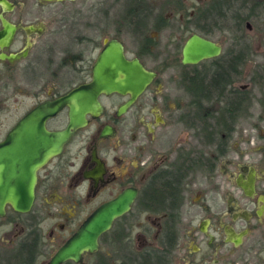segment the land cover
I'll return each mask as SVG.
<instances>
[{
  "label": "flooded vegetation",
  "instance_id": "obj_1",
  "mask_svg": "<svg viewBox=\"0 0 264 264\" xmlns=\"http://www.w3.org/2000/svg\"><path fill=\"white\" fill-rule=\"evenodd\" d=\"M5 2L0 15L13 30L0 53L18 57L0 60V111L17 74L30 87L17 90L28 103L0 142L33 107L88 82L105 39L154 76L130 103L128 93L98 95L100 109L36 169L30 208L4 203L0 264H50L98 206L124 192L134 193L128 210L96 249L59 264H264V144L235 146L249 139L240 120L254 126L251 110L264 103V0ZM191 34L218 54L182 63ZM67 113L45 128L62 130Z\"/></svg>",
  "mask_w": 264,
  "mask_h": 264
},
{
  "label": "water",
  "instance_id": "obj_2",
  "mask_svg": "<svg viewBox=\"0 0 264 264\" xmlns=\"http://www.w3.org/2000/svg\"><path fill=\"white\" fill-rule=\"evenodd\" d=\"M1 3L7 5L5 0H0ZM0 22L1 44L6 34H9L7 39L10 37L13 27L7 25L1 15ZM218 52L219 47L215 43L191 34L181 49V60L182 63L195 64L201 59L217 55ZM17 57L16 54L0 53V60H13ZM90 72L88 82L77 85L61 97L33 107L6 132L0 142V215L3 214L4 203H9L17 212H26L30 208L36 169L59 153L72 132L85 124L86 113L93 114L100 109L98 95L110 92L128 93L130 103L154 76L137 60L125 59L117 41L106 39ZM64 106L68 108L66 126L59 131H48L44 126L45 120ZM248 184L250 191L251 178ZM243 189L246 191L247 188L243 186ZM246 194L250 193L246 191ZM133 196V192H124L98 206L60 247L50 264H59L67 258L76 259L82 251L95 250L99 234L109 228L115 217L128 210Z\"/></svg>",
  "mask_w": 264,
  "mask_h": 264
},
{
  "label": "rangeland",
  "instance_id": "obj_3",
  "mask_svg": "<svg viewBox=\"0 0 264 264\" xmlns=\"http://www.w3.org/2000/svg\"><path fill=\"white\" fill-rule=\"evenodd\" d=\"M213 40L218 39V34H210L209 35ZM65 39L68 41V38L63 37L62 41L65 42ZM66 41V42H67ZM66 43H62L60 48H65ZM76 48V46L74 47ZM84 48V46H83ZM85 51V49H84ZM97 52V49L94 50V54ZM85 58H90V55H88L85 51L84 54ZM68 63V62H67ZM70 66V65H69ZM69 66L66 68L68 69ZM151 66V65H150ZM20 69V68H19ZM19 69L17 72H19ZM169 75V71H166ZM166 74H164L163 77L167 76ZM46 75V74H45ZM167 78V77H166ZM14 85H15V93L13 96H10L9 101H7L5 103V108L0 111V120L3 122L2 125L0 126V130L6 129L7 126H9L13 120L16 119V117L23 111L25 104L28 103V101L25 99V96H22L20 93L23 92H18V89H27L30 87V85H28V82L26 81V79L23 77V75L17 74L15 76V80H14ZM11 87V86H10ZM262 93H258L257 90L255 92V98L258 99L261 96ZM264 96V95H263ZM14 97V99H16L15 102H13L12 98ZM0 98H2V96L0 95ZM264 103L263 105L261 103H259L257 100L255 102L254 107L252 108V115L254 116V118L251 120L252 123H254V126H248V120L246 119H241L238 127H240L239 130L240 133H244V134H248L249 133V139L247 142H243L241 137L238 136V140H236L237 142L235 143L236 149L237 150H243V149H248L249 146H251L252 144H257V145H263L264 144ZM256 123V124H255ZM243 130V131H242ZM237 139V138H236ZM193 140V139H191ZM194 142V141H193ZM196 144L197 140H196ZM260 256H263V251L260 252Z\"/></svg>",
  "mask_w": 264,
  "mask_h": 264
}]
</instances>
